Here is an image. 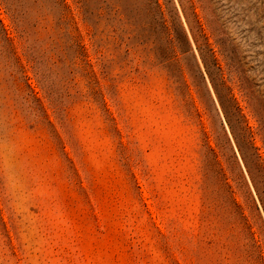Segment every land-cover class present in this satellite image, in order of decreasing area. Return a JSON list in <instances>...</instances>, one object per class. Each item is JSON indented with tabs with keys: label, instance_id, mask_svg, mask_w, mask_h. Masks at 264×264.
Returning a JSON list of instances; mask_svg holds the SVG:
<instances>
[{
	"label": "rangeland",
	"instance_id": "374dc122",
	"mask_svg": "<svg viewBox=\"0 0 264 264\" xmlns=\"http://www.w3.org/2000/svg\"><path fill=\"white\" fill-rule=\"evenodd\" d=\"M0 264H264V0H0Z\"/></svg>",
	"mask_w": 264,
	"mask_h": 264
},
{
	"label": "trees",
	"instance_id": "16d2710c",
	"mask_svg": "<svg viewBox=\"0 0 264 264\" xmlns=\"http://www.w3.org/2000/svg\"><path fill=\"white\" fill-rule=\"evenodd\" d=\"M157 3V2H156ZM159 5V4H158Z\"/></svg>",
	"mask_w": 264,
	"mask_h": 264
}]
</instances>
